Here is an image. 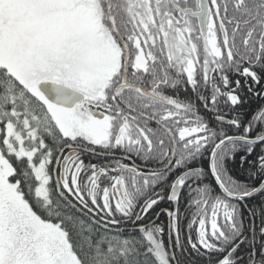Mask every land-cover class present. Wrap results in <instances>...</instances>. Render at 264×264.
Returning a JSON list of instances; mask_svg holds the SVG:
<instances>
[{"label": "snow or ice", "instance_id": "1", "mask_svg": "<svg viewBox=\"0 0 264 264\" xmlns=\"http://www.w3.org/2000/svg\"><path fill=\"white\" fill-rule=\"evenodd\" d=\"M258 195L264 0H0V264H264Z\"/></svg>", "mask_w": 264, "mask_h": 264}, {"label": "trees", "instance_id": "2", "mask_svg": "<svg viewBox=\"0 0 264 264\" xmlns=\"http://www.w3.org/2000/svg\"><path fill=\"white\" fill-rule=\"evenodd\" d=\"M255 100H252L251 102H248L243 109L244 112L250 113L255 109ZM239 153L237 154V157L229 161L228 168L230 174L237 180L250 183L251 182V172H252V166L251 162L249 160V163L245 164L242 163L239 159ZM13 162L15 164V158L13 157ZM203 167V166H202ZM187 197L185 196V199ZM165 205H169L167 201H164ZM264 209V196H257L254 199H250L247 204L244 206V220H245V239L246 244L241 248L240 254L247 259L249 253L247 251L248 248H256L261 246L258 243L259 237L257 229L259 228L262 220H264V217L261 216V211ZM78 211V210H77ZM166 222V221H165ZM164 222V223H165ZM131 234V233H129ZM170 236V239H169ZM165 242L168 246L169 250H171V233L165 234ZM185 256L187 259L191 262V264H199V261L193 257H196L195 255H191L187 252H185Z\"/></svg>", "mask_w": 264, "mask_h": 264}, {"label": "flooded vegetation", "instance_id": "3", "mask_svg": "<svg viewBox=\"0 0 264 264\" xmlns=\"http://www.w3.org/2000/svg\"><path fill=\"white\" fill-rule=\"evenodd\" d=\"M182 89H183V86H181V90L178 93L175 90H172V94L174 95V98H179V99H181L184 102H192L194 104V107L197 110V112L202 115V118L211 119L214 122V116L212 115V113L210 111H206L205 110V108L203 107L201 102L198 99H196L195 94L192 93L191 91H187L186 92V91H184ZM225 114L227 115L228 113H225ZM85 158L87 159V157H85ZM95 159H96V162L98 164L102 163V162H105L103 157H98V158H95ZM128 162L130 164H133V163H137L138 164V162L135 161V160L128 161ZM195 163H196L197 167H202L203 166L202 162H200V161H196ZM138 166L143 167V165H140V164H138ZM183 199H185V197H182V200ZM170 207H172V205H170V204L169 205H165V202L163 201V202H161L160 205L157 206V208L155 209V212L150 213L149 215L153 216L154 219H157L158 223L164 224V222L166 221V217L161 215V216H159L157 218L156 217V213H161L163 211V209L170 208ZM169 239H170V236H169ZM193 258L198 260L197 257H193Z\"/></svg>", "mask_w": 264, "mask_h": 264}, {"label": "water", "instance_id": "4", "mask_svg": "<svg viewBox=\"0 0 264 264\" xmlns=\"http://www.w3.org/2000/svg\"><path fill=\"white\" fill-rule=\"evenodd\" d=\"M54 86L50 83H42L39 88L41 90L42 93H44L46 95V97L51 101V102H56V96L55 94L51 91V89Z\"/></svg>", "mask_w": 264, "mask_h": 264}]
</instances>
